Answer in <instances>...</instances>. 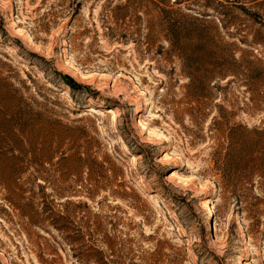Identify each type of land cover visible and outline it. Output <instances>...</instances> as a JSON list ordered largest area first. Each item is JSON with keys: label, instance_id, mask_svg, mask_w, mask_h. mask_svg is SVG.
Here are the masks:
<instances>
[{"label": "rangeland", "instance_id": "rangeland-1", "mask_svg": "<svg viewBox=\"0 0 264 264\" xmlns=\"http://www.w3.org/2000/svg\"><path fill=\"white\" fill-rule=\"evenodd\" d=\"M125 1L0 0V264H264V153L222 176L211 125L264 128V0H177L229 65L204 89Z\"/></svg>", "mask_w": 264, "mask_h": 264}, {"label": "trees", "instance_id": "trees-1", "mask_svg": "<svg viewBox=\"0 0 264 264\" xmlns=\"http://www.w3.org/2000/svg\"><path fill=\"white\" fill-rule=\"evenodd\" d=\"M125 2L122 6H116L115 9L138 12L145 8H151L157 10L162 15L166 31V42L172 50L177 52L178 57L183 60V67L185 70H188L186 76L190 81L193 80V75H196L197 72L202 73L204 77L198 78L197 81L199 82V86L204 89L206 87L205 78L212 80L215 76L222 77L229 72L228 63L226 61H218V57L215 56L214 52H210L207 60L202 59L203 54H205L204 47L210 41L204 39L202 36L200 28H198L199 26L196 23L197 19L191 18L192 21L185 20L184 17L186 16L181 15L173 9L174 6L179 4L177 0H174L173 3L170 0H126ZM159 3L165 5L166 9L161 8ZM31 121H35V119L32 118ZM211 125L218 126L216 130L226 140L225 146H220L219 152L213 155L216 170L224 177L239 173L243 178H249L255 169L250 173L247 166L248 162H240L238 155H244L248 152L254 153L255 149H260L264 153V145H262V142H264V128L257 130L255 128L247 129L241 125L228 126L227 123L217 122L215 118L212 119ZM253 139L256 140L254 144H252ZM160 195L164 197L161 193ZM48 220H50L51 227L57 231L65 232L64 227L59 228L56 223L68 221V217L48 215L45 221L48 222Z\"/></svg>", "mask_w": 264, "mask_h": 264}, {"label": "bare ground", "instance_id": "bare-ground-1", "mask_svg": "<svg viewBox=\"0 0 264 264\" xmlns=\"http://www.w3.org/2000/svg\"><path fill=\"white\" fill-rule=\"evenodd\" d=\"M17 32L19 33V30ZM33 46H34V44H33ZM148 107H149L148 101H144L143 104H141V106L139 107L137 112L143 113L144 110L147 109ZM105 113L110 116L111 120H116L117 119V114L114 111H112L111 109H106ZM131 162H135V159L132 158ZM151 199L157 202L158 201V195H156V194L151 195ZM201 208L205 212V216L207 218L212 217V209H211V206H210V202L207 199L203 200V202L201 203ZM177 233L180 234V235L182 234V233H180L179 230H177ZM193 255H194V253L192 251L188 252V256H193Z\"/></svg>", "mask_w": 264, "mask_h": 264}]
</instances>
